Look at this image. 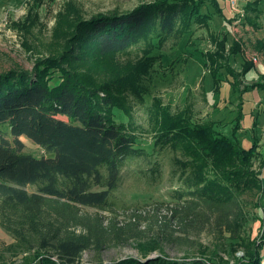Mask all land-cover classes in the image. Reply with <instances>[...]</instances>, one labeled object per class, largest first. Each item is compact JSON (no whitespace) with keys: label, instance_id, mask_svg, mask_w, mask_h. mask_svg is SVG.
Masks as SVG:
<instances>
[{"label":"trees","instance_id":"obj_1","mask_svg":"<svg viewBox=\"0 0 264 264\" xmlns=\"http://www.w3.org/2000/svg\"><path fill=\"white\" fill-rule=\"evenodd\" d=\"M259 4L253 1L243 7L246 24L253 25V20L262 16ZM207 6L219 12L217 0H159L128 13L94 17L82 23L83 41L89 43L93 58L136 49L148 57L169 41L177 44L182 36L190 37L194 27L209 29L212 13H202ZM209 35L215 50L203 55L204 67L216 85L222 69L233 75L224 53L227 37L211 31ZM79 42L76 39L77 46ZM253 48L264 55V41L255 42ZM236 53L235 46L232 54ZM243 66L244 74L251 70L250 63ZM148 69L149 63L143 62L142 75ZM260 79L252 86L264 88V72ZM122 87L134 92L131 83ZM113 107L110 95L91 90L68 76L51 85L38 70L0 74V125H7L13 138L9 141L0 137V228L25 254L46 255L40 258L42 255L36 254L28 264H77L90 249L101 251L109 242L128 241L129 237L123 235L126 230L135 229L150 215L158 223L167 220L175 228L182 227L183 233L207 224L213 217L214 230L226 234L229 245L239 239L238 228L245 222L243 211L248 203L245 197L259 195L260 179L248 167L210 174L207 168L209 164L224 166L235 161L248 166L254 147L244 148L225 136H213L210 125L191 123L190 116L188 120H163L158 115L152 123L157 135L152 141L153 151L169 149L179 154L173 164L181 184L175 192L176 200L184 202L182 205L166 207L165 216L160 215L161 205L151 210L136 209L123 227L112 221L103 225L100 217L80 214L79 207L112 212V195L120 185L123 167L129 160L148 156L139 148L134 132L137 129L113 121ZM21 138L31 141L47 156L37 158L26 153ZM158 166L155 162L154 172H158ZM28 186L36 192L29 193ZM137 234L131 238H137ZM263 247L255 248L252 261L245 264H260ZM138 250L141 260L126 258L112 264L209 262L170 261L162 255L148 259L151 253L162 251L158 238L138 243Z\"/></svg>","mask_w":264,"mask_h":264},{"label":"rangeland","instance_id":"obj_2","mask_svg":"<svg viewBox=\"0 0 264 264\" xmlns=\"http://www.w3.org/2000/svg\"><path fill=\"white\" fill-rule=\"evenodd\" d=\"M153 1L159 0H0V74L38 70L51 85L68 76L91 90L110 95L116 106L111 108L113 121L137 129L134 132L139 148L148 156L129 160L123 167L120 185L112 195V212L79 207L81 215L100 217L103 225L112 221L123 227L130 221L131 211L151 210L159 205L160 215L165 216L166 207L184 203L178 202L175 195L181 184L174 172L173 158L179 154L169 149L153 151L152 141L157 136L152 125L154 117L188 120L190 116L191 123L210 125L213 136H225L244 148L254 147L248 166L235 161L224 166L215 163L214 169L209 164L207 168L210 174L248 167L260 179L259 195L245 197V222L239 224L240 238L232 245L226 234L214 230L213 217L207 224L183 233L182 227L175 228L167 220L163 227L150 215L140 220L135 229L126 230L123 235L129 237L128 241L109 242L101 251L90 249L77 264L141 260L138 243L154 238L159 239L162 251L151 253L150 259L162 255L170 261L202 259L208 264H245L252 261L254 249L264 244V218L260 220L264 210V88L252 86L261 82L264 72V55L253 48L255 42L264 41V0H217L219 12L212 6L202 9V13H212L209 29L194 27L190 37L182 36L177 44L169 41L148 57L137 49L122 55L92 57L89 43L83 41L82 23L102 15L128 13ZM253 1H259L263 14L248 25L243 20V7ZM210 31L227 37L224 53L233 75L222 69L216 85L203 58L215 50ZM76 39L80 40L78 46ZM233 42L238 52L234 55ZM143 62L149 63V69L142 75ZM245 63L251 64V70L247 68L250 71L244 74ZM124 83H131L134 92L125 90ZM0 137L13 140L7 125H0ZM21 140L26 153L37 158L47 156L31 141ZM155 162L159 164L158 172L153 171ZM26 190L36 192L32 186ZM136 233L137 238H131ZM22 250L0 228V264H28L36 254L46 256ZM261 255L264 258V247Z\"/></svg>","mask_w":264,"mask_h":264},{"label":"water","instance_id":"obj_3","mask_svg":"<svg viewBox=\"0 0 264 264\" xmlns=\"http://www.w3.org/2000/svg\"><path fill=\"white\" fill-rule=\"evenodd\" d=\"M147 258L150 259L149 256Z\"/></svg>","mask_w":264,"mask_h":264},{"label":"crops","instance_id":"obj_4","mask_svg":"<svg viewBox=\"0 0 264 264\" xmlns=\"http://www.w3.org/2000/svg\"><path fill=\"white\" fill-rule=\"evenodd\" d=\"M262 72H263V71H262ZM262 72H261V73H262Z\"/></svg>","mask_w":264,"mask_h":264}]
</instances>
